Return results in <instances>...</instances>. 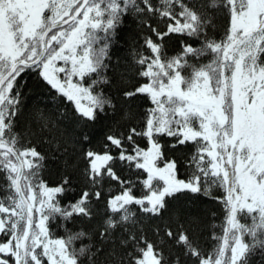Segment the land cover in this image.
I'll return each mask as SVG.
<instances>
[{
  "label": "snow or ice",
  "instance_id": "1",
  "mask_svg": "<svg viewBox=\"0 0 264 264\" xmlns=\"http://www.w3.org/2000/svg\"><path fill=\"white\" fill-rule=\"evenodd\" d=\"M0 264H264V0H0Z\"/></svg>",
  "mask_w": 264,
  "mask_h": 264
},
{
  "label": "trees",
  "instance_id": "2",
  "mask_svg": "<svg viewBox=\"0 0 264 264\" xmlns=\"http://www.w3.org/2000/svg\"><path fill=\"white\" fill-rule=\"evenodd\" d=\"M123 43H124L123 41H120L119 44L114 45V47L117 48V49H120V48L123 47ZM216 223L219 224V223H221V221L217 220Z\"/></svg>",
  "mask_w": 264,
  "mask_h": 264
}]
</instances>
